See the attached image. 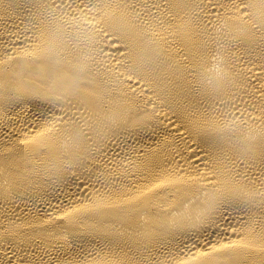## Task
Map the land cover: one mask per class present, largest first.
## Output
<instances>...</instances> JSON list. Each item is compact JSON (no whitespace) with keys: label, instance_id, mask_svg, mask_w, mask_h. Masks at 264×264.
<instances>
[{"label":"bare ground","instance_id":"6f19581e","mask_svg":"<svg viewBox=\"0 0 264 264\" xmlns=\"http://www.w3.org/2000/svg\"><path fill=\"white\" fill-rule=\"evenodd\" d=\"M0 264H264V3L0 0Z\"/></svg>","mask_w":264,"mask_h":264},{"label":"snow or ice","instance_id":"6c2138e0","mask_svg":"<svg viewBox=\"0 0 264 264\" xmlns=\"http://www.w3.org/2000/svg\"><path fill=\"white\" fill-rule=\"evenodd\" d=\"M261 3H264V0H261ZM207 54H209V55L211 54L210 50L207 52ZM85 139H87V137H85Z\"/></svg>","mask_w":264,"mask_h":264}]
</instances>
